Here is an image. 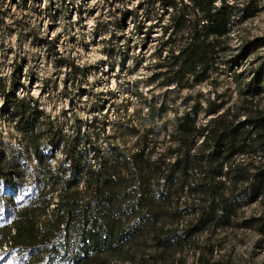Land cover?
I'll return each instance as SVG.
<instances>
[{"label": "trees", "instance_id": "1", "mask_svg": "<svg viewBox=\"0 0 264 264\" xmlns=\"http://www.w3.org/2000/svg\"><path fill=\"white\" fill-rule=\"evenodd\" d=\"M178 2L165 3L170 12L162 35L169 40L157 50L150 80L176 91L192 89L227 64L247 61L249 75L238 83L233 105L191 94L181 99L162 140L153 125L134 147H80L84 141L57 135L48 118L40 136L43 113L31 97L15 94L19 78L0 89L2 105L35 160L32 168L23 166L0 146V188L34 195L23 201L0 241L29 253L23 264H172L200 234L204 247L221 231L264 234V49L258 53L263 43L241 41L227 58L225 44L246 7L226 0ZM165 108L151 98L146 112L154 120ZM96 128L98 134L105 130ZM83 136L89 142V134ZM41 141L50 153L39 149ZM57 147L63 158L53 165ZM2 200L9 204L7 193ZM205 256L202 251L197 258Z\"/></svg>", "mask_w": 264, "mask_h": 264}, {"label": "rangeland", "instance_id": "2", "mask_svg": "<svg viewBox=\"0 0 264 264\" xmlns=\"http://www.w3.org/2000/svg\"><path fill=\"white\" fill-rule=\"evenodd\" d=\"M166 1L170 0H0V89L9 88L10 80L19 78L22 84L15 87V94L31 97L43 113L37 127L40 136L46 132L48 118L57 135L64 134L70 142L77 135L84 141L80 147L93 143L134 147L143 129L153 125L155 137L162 140L171 131L175 111L181 109L180 100L188 94L233 105L238 101V83L249 75L248 61L239 66L231 62L213 74L211 81L192 89L176 91L173 85L160 86L150 80L157 50L169 40L162 35L170 12L165 11ZM174 1L179 5L180 0ZM226 1L247 11L231 29L225 44L227 58L241 41L254 38L261 39V52L264 0ZM221 2L215 0L217 5ZM151 98L166 107L154 120L146 112ZM2 103L0 96V146L9 157L32 168V148ZM103 126L105 130L98 134L96 127ZM107 136L111 138L106 140ZM39 149L51 152L45 141L39 142ZM52 153L51 163L57 165L63 158L60 147ZM3 193L9 204L0 201V241L23 201L34 197L0 188ZM205 240V234H200L193 246L184 247L182 260H177L178 254L171 258L172 264H264V234L258 231L237 228L213 233L212 244L204 247ZM202 251L206 256L200 260ZM28 257L27 252L17 253L0 244V264H23Z\"/></svg>", "mask_w": 264, "mask_h": 264}]
</instances>
